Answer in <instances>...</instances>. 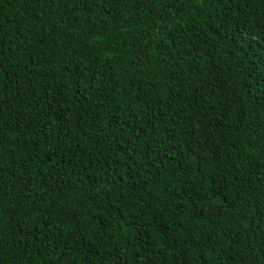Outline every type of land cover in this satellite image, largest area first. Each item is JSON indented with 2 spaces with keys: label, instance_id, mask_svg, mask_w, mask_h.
<instances>
[{
  "label": "trees",
  "instance_id": "1",
  "mask_svg": "<svg viewBox=\"0 0 264 264\" xmlns=\"http://www.w3.org/2000/svg\"><path fill=\"white\" fill-rule=\"evenodd\" d=\"M0 264H264V0H0Z\"/></svg>",
  "mask_w": 264,
  "mask_h": 264
}]
</instances>
